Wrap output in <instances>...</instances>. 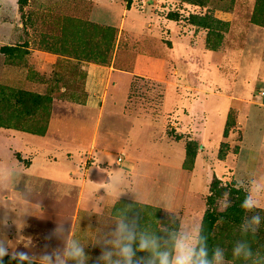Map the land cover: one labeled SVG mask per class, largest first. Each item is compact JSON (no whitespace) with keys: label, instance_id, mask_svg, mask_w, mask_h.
<instances>
[{"label":"rangeland","instance_id":"rangeland-1","mask_svg":"<svg viewBox=\"0 0 264 264\" xmlns=\"http://www.w3.org/2000/svg\"><path fill=\"white\" fill-rule=\"evenodd\" d=\"M12 1L0 0V128L45 132L54 100L106 112L105 159L97 160L96 151L75 154L79 171L103 183L109 182L106 169L129 178L121 171L128 162L117 161L126 158L116 144L119 131L126 136L140 127L137 148L154 158L166 142L183 145L168 150L169 166H143L135 174L137 193L150 198L119 199L107 214L80 216L77 198L70 221L78 223V216L90 234L73 235L88 257L83 264H123L119 252L128 232L136 234V264L151 256L138 250L142 236L155 237L164 251L174 235H201L207 215L214 237L208 260L264 264V0ZM45 53L61 56L59 62L53 65ZM10 91L44 101L18 104ZM188 148L201 154L193 170L186 166L192 165ZM185 150L184 161L173 162ZM188 189L198 195L187 197ZM249 194L259 207H241ZM254 216L258 225L251 223ZM121 220L127 228L118 235ZM239 243L253 255L234 256ZM68 246L53 247V253L64 264H77L64 256ZM104 252L112 254L107 261L99 259Z\"/></svg>","mask_w":264,"mask_h":264},{"label":"crops","instance_id":"crops-1","mask_svg":"<svg viewBox=\"0 0 264 264\" xmlns=\"http://www.w3.org/2000/svg\"><path fill=\"white\" fill-rule=\"evenodd\" d=\"M87 1L95 4L107 2ZM45 54L53 65L61 57ZM105 113L90 105L54 100L45 135L0 128V205L4 209L0 211V237L6 235L12 247L27 251L32 261L41 262L45 254H53V247L68 246L75 230L81 237L89 238L84 220H79L77 216L78 223L70 221L77 198H80L77 204L79 216L85 215L86 211L92 215L107 214L119 199L143 201L144 197L150 198V193H137L135 174H140L143 166H158L160 163L169 166L172 162L168 150L183 146L166 142V146L160 149V157L154 158L148 151L137 148L139 141L135 136L141 132L140 127H131L126 136L119 131L120 134L115 137L118 142L115 143L124 151V163L128 162V169L122 168L121 171L129 178L123 180L121 172L113 173L106 169L108 183L89 179L86 172L79 171V159L75 154L87 155L96 151L97 160L104 158L110 134L102 127ZM5 141H12L13 144L3 143ZM184 152L183 158L173 162H183L186 150ZM199 160L200 153L195 159V167ZM109 184L114 185V191H105L104 186ZM125 184L133 189L127 191L123 187ZM97 188L99 191H96ZM196 195L191 189L186 191L187 197ZM11 219L16 221L8 222Z\"/></svg>","mask_w":264,"mask_h":264},{"label":"clouds","instance_id":"clouds-1","mask_svg":"<svg viewBox=\"0 0 264 264\" xmlns=\"http://www.w3.org/2000/svg\"><path fill=\"white\" fill-rule=\"evenodd\" d=\"M100 163V161H99ZM105 191H114V185H105ZM99 191V188L96 189ZM258 199L249 194L246 196L241 207L246 210H252L259 207ZM260 222L259 216H254L251 223L258 225ZM6 228L8 226H5ZM127 225L121 220L117 225V234L125 233ZM255 231V228H253ZM135 233L128 232L124 237L125 243L120 247L119 255L123 257V264H132L133 257L135 255L132 249V241L135 239ZM160 244L158 240L153 237L152 239H146L143 236L140 239L139 249L140 251H149L150 257L137 258L136 264H156L158 259L159 264H213V261L207 259V247L205 244V238L197 233H182L174 235L170 241V246L164 251H160ZM243 254L245 258H249L253 255L251 248L244 244L239 243L234 248V256L239 257ZM112 254L110 252H104L100 260H109ZM9 256L11 260L17 261V264H33L32 258L27 251H18L17 248H13L10 240L7 236L0 237V264H3L4 257ZM64 256H67L77 261V264H83L84 260L88 257L85 255L83 247L75 241L70 242L69 246L64 251ZM214 258L219 261L222 258V252L219 249L214 251ZM43 264H64L61 256L57 253L45 254L42 257ZM115 264H121L118 260Z\"/></svg>","mask_w":264,"mask_h":264},{"label":"trees","instance_id":"trees-1","mask_svg":"<svg viewBox=\"0 0 264 264\" xmlns=\"http://www.w3.org/2000/svg\"><path fill=\"white\" fill-rule=\"evenodd\" d=\"M21 5H22V0H21ZM8 98H12L15 100L16 103L18 104H26L29 101H44L42 98L40 97H35L29 93H24V92H12L10 91V93L8 94ZM30 134H34V135H39V136H43L47 133V130L45 132H39V131H26ZM226 136H228V133L226 132L225 134ZM187 158L189 160H191L192 165L189 166L188 164H186L187 166V170H193L195 167V159H196V151L194 153H191L190 149H187ZM216 181L217 179L214 180V182L212 183V192L214 190H216ZM133 205V204H132ZM136 207H139L137 205H134ZM120 209V206L117 207V210ZM213 224V218L211 217V215H207L204 219L203 222V226L201 228V235L205 238V244L207 248H211L212 246L208 247V245H213L214 244V237L211 235V226ZM3 264H17V261L15 260H11L9 256H5L4 257V261Z\"/></svg>","mask_w":264,"mask_h":264},{"label":"built area","instance_id":"built-area-1","mask_svg":"<svg viewBox=\"0 0 264 264\" xmlns=\"http://www.w3.org/2000/svg\"><path fill=\"white\" fill-rule=\"evenodd\" d=\"M117 161L119 162V163H124V158L123 157H119L118 159H117Z\"/></svg>","mask_w":264,"mask_h":264}]
</instances>
